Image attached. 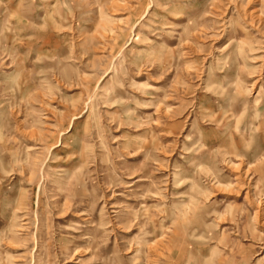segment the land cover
Listing matches in <instances>:
<instances>
[{
  "label": "rangeland",
  "instance_id": "374dc122",
  "mask_svg": "<svg viewBox=\"0 0 264 264\" xmlns=\"http://www.w3.org/2000/svg\"><path fill=\"white\" fill-rule=\"evenodd\" d=\"M0 264H264V0H0Z\"/></svg>",
  "mask_w": 264,
  "mask_h": 264
}]
</instances>
